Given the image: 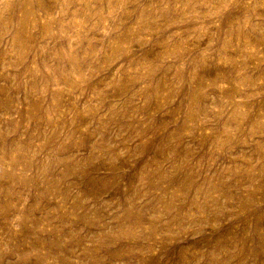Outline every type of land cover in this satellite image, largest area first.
Instances as JSON below:
<instances>
[{
  "label": "rangeland",
  "instance_id": "obj_1",
  "mask_svg": "<svg viewBox=\"0 0 264 264\" xmlns=\"http://www.w3.org/2000/svg\"><path fill=\"white\" fill-rule=\"evenodd\" d=\"M0 264H264V0H0Z\"/></svg>",
  "mask_w": 264,
  "mask_h": 264
}]
</instances>
